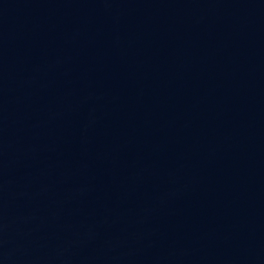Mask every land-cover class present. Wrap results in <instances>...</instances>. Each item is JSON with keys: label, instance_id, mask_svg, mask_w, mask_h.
I'll return each mask as SVG.
<instances>
[{"label": "water", "instance_id": "obj_1", "mask_svg": "<svg viewBox=\"0 0 264 264\" xmlns=\"http://www.w3.org/2000/svg\"><path fill=\"white\" fill-rule=\"evenodd\" d=\"M0 264H264V0H0Z\"/></svg>", "mask_w": 264, "mask_h": 264}]
</instances>
